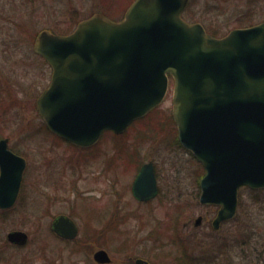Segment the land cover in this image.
Wrapping results in <instances>:
<instances>
[{
	"label": "rangeland",
	"instance_id": "obj_1",
	"mask_svg": "<svg viewBox=\"0 0 264 264\" xmlns=\"http://www.w3.org/2000/svg\"><path fill=\"white\" fill-rule=\"evenodd\" d=\"M132 1L0 0V138L7 137L26 158L14 209L0 210V264H99L92 258L98 248L108 251L109 264H131L138 256L149 264H176L182 249L168 236L174 225L191 264H264V188L242 186L235 217L218 232L213 229L217 206L198 200L204 168L178 142L171 119V79L157 108L122 134L106 131L92 150L69 146L44 129L35 100L50 80L51 67L33 51L36 34L43 29L66 34L63 29L71 31L95 13L120 20ZM182 17L222 36L263 22L264 0H189ZM148 160L159 193L144 203L132 196L130 183L135 163ZM59 213L78 224L75 242L50 230ZM199 214L206 220L195 228ZM13 229L28 233L25 245L7 241ZM222 235L233 239L228 262L214 257Z\"/></svg>",
	"mask_w": 264,
	"mask_h": 264
},
{
	"label": "water",
	"instance_id": "obj_2",
	"mask_svg": "<svg viewBox=\"0 0 264 264\" xmlns=\"http://www.w3.org/2000/svg\"><path fill=\"white\" fill-rule=\"evenodd\" d=\"M188 1L133 0L120 20L95 13L67 34L41 30L33 51L51 76L35 107L52 133L87 147L103 131L122 133L157 107L171 79L178 140L205 170L198 200L219 206L217 227L235 216L240 186L264 187V21L216 37L182 17ZM7 142L0 139L1 209L15 202L25 167ZM132 191L140 200L157 194L151 161L141 166ZM51 230L64 239L78 234L66 214L52 219ZM6 239L22 246L28 233L13 229ZM92 258L112 261L103 248Z\"/></svg>",
	"mask_w": 264,
	"mask_h": 264
},
{
	"label": "flooded vegetation",
	"instance_id": "obj_3",
	"mask_svg": "<svg viewBox=\"0 0 264 264\" xmlns=\"http://www.w3.org/2000/svg\"><path fill=\"white\" fill-rule=\"evenodd\" d=\"M37 98V97H36ZM106 132V131H105ZM105 132H103L102 134H101V136L102 135H104L105 134ZM112 132V131H111ZM117 134V133H116ZM120 134H122V133H120ZM114 136H116L117 137V135H119V134H117V135H115V134H113ZM101 136H100V138H101ZM115 137V138H116ZM1 138H4V137H1ZM0 138V139H1ZM7 138V137H6ZM100 138H99V140H100ZM8 139V138H7ZM98 140V141H99ZM98 141L96 142V143H94L93 145H90V146H87V147H79V146H76V145H73V144H71V143H69L68 145L69 146H72V147H74V148H76V149H83V150H92L93 148H95V146H96V144L98 143ZM8 142H9V140H8ZM7 142V148L8 149H10L12 152H14L15 154H17V155H19V156H22L24 159H25V166H26V158H25V156L23 155V154H20V153H18L17 152V150H15L14 148H12L10 145H9V143ZM148 161H151V160H148ZM148 161H144V162H142V163H140L139 161H138V163H135V169L134 170H136V172H135V174H134V176H133V178H132V180H131V183H130V192H131V194H132V196L136 199V200H138L139 202H144V203H146L147 201H149V200H151V199H153V198H155L157 195H158V193H159V186H158V180H157V174H156V170H155V166H154V163H153V161H151L152 162V165H153V169H154V174H155V177H156V184H157V194L154 196V197H151V198H149V199H146V200H140V199H138V198H136L135 196H134V194H133V191H132V184H133V181H134V178H135V176L137 175V173H138V171L140 170V168H141V166L144 164V163H146V162H148ZM132 161H131V159H130V164L131 165H133V162L131 163ZM24 169H25V167H24ZM23 173H24V170H23ZM23 173H22V175H23ZM202 177V176H201ZM200 177V178H201ZM199 182H200V179H199ZM246 187V186H245ZM241 188V187H240ZM19 192V191H18ZM199 193H200V185H199ZM19 194V193H18ZM18 196V195H17ZM198 197H199V194H198ZM16 201H17V197H16V200H15V202L13 203V205L11 206V207H9V208H6V209H1L0 208V210H2V211H4V212H9V211H11V210H13L14 209V205H15V203H16ZM209 205H212V204H209ZM217 206V210H216V214L214 215V217L211 219V222H210V224H211V226L213 227V229H215V231L216 232H218L217 230H220V227L221 226H223L224 224H225V222L226 221H229V220H231V219H228V220H223V221H221L220 223H219V225L217 226V227H214L213 225H212V220L215 218V216L217 215V211H218V209H219V206L218 205H216ZM59 214H64V213H59ZM59 214H57V215H59ZM57 215H55V216H57ZM66 215H68V214H66ZM54 216V217H55ZM69 217H71L70 215H68ZM197 216H201V220H200V223L198 224V225H195L194 224V221H195V218L197 217ZM194 219H193V227H195V228H197V227H199V226H202V224L204 223V221L206 220L205 218H204V216L203 215H201V214H199V215H197ZM53 217V218H54ZM235 217V216H234ZM233 217V218H234ZM52 218V219H53ZM72 218V217H71ZM232 218V219H233ZM73 219V218H72ZM74 220V219H73ZM52 221V220H51ZM75 221V220H74ZM76 222V221H75ZM77 224V223H76ZM188 222H184L183 224H182V226H188ZM50 225H51V223H50ZM77 226H78V224H77ZM176 226L174 225L173 226V231L171 232V234H169L168 236H170V241H172V243H174L177 247H180L181 249H182V254L181 255H178L180 258H178V257H176V264H183V262H184V264L186 263V264H191V259L188 257H186V256H184V254L186 253V251H184L183 250V248H182V246L184 245L183 244V242L185 241L182 237H179V235H178V228L176 227V231H177V233L176 232H174V228H175ZM21 230V229H20ZM78 232H79V227H78ZM78 235V234H77ZM227 235V234H226ZM226 235H222V236H217L218 237V239H216V243H215V248H214V257L216 258V257H218V256H220L221 258L223 257V259L226 261V262H228V246H229V244L232 242V240L233 239H230L228 236H226ZM57 237H59L58 235H57ZM77 237V236H76ZM76 237L74 238V239H64V238H62V237H59L61 240H63V241H65V242H69V243H71V242H75V240H76ZM243 242H245L246 243V234H244V239H243ZM104 249V248H103ZM106 250V249H105ZM107 251V250H106ZM108 252V251H107ZM93 254V253H92ZM136 258H142V259H144L145 261H146V264H149V262H148V260L147 259H145V258H143V257H140V256H138V257H135L134 259H133V262L131 263V264H135V259ZM111 260H112V258H111ZM181 260V261H180ZM188 260V261H187ZM183 261V262H182ZM96 262V261H95ZM97 263V262H96ZM104 264H107V263H104ZM109 264V263H108Z\"/></svg>",
	"mask_w": 264,
	"mask_h": 264
},
{
	"label": "trees",
	"instance_id": "obj_4",
	"mask_svg": "<svg viewBox=\"0 0 264 264\" xmlns=\"http://www.w3.org/2000/svg\"><path fill=\"white\" fill-rule=\"evenodd\" d=\"M127 5H128V4H127ZM127 5H126V6H127ZM126 6H125V7H126ZM124 9H125V8H124ZM251 24H252V23H251ZM248 25H250V24H248ZM57 32H61V31H57ZM62 32H65V33H66V32H70V29H68V28L63 29ZM211 34H212V35H215L214 33H211ZM215 36H217V35H215ZM43 127H44V129L47 130V128H46V126L44 125V123H43ZM112 135H113V134H112ZM58 139H60V138H58ZM60 140H62V139H60Z\"/></svg>",
	"mask_w": 264,
	"mask_h": 264
}]
</instances>
